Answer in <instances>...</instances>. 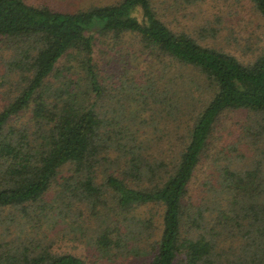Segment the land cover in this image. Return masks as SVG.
Listing matches in <instances>:
<instances>
[{"label":"trees","instance_id":"1","mask_svg":"<svg viewBox=\"0 0 264 264\" xmlns=\"http://www.w3.org/2000/svg\"><path fill=\"white\" fill-rule=\"evenodd\" d=\"M250 1L264 34V0ZM204 31L214 36L218 28ZM0 41L8 43L7 54L0 56L5 65L0 85H11L7 96L16 91L0 110V213H12L0 217V264H85L72 253H54L32 231L19 228L12 235V208L26 216L30 208L42 215L55 206L65 218L84 208L100 214L92 236L104 255L132 254L145 258L141 264H264V200L258 196L264 192V157L245 169L231 167V161L221 165L207 190L209 204L187 205L219 115L230 109L264 113V46L254 59L242 61L222 46L172 30L152 0H120L73 13L0 0ZM99 58L121 68L135 91L169 71L168 82L180 86L169 103L164 100L172 117L194 108L205 81L212 88L170 160V153L146 150L143 141L132 144L138 130L131 125L114 127L123 122L103 116ZM27 112L30 131L15 128L12 118ZM176 132L170 133L173 138ZM105 161L113 171L96 183L97 166ZM65 166L71 174L59 182ZM54 185L59 191L45 206ZM227 234L240 244L223 243Z\"/></svg>","mask_w":264,"mask_h":264},{"label":"rangeland","instance_id":"2","mask_svg":"<svg viewBox=\"0 0 264 264\" xmlns=\"http://www.w3.org/2000/svg\"><path fill=\"white\" fill-rule=\"evenodd\" d=\"M119 1L25 0L28 4L47 5L54 10L69 13ZM152 1L159 17L172 30L186 32L202 44L222 46L242 61L254 59L255 55L263 49L262 19L250 0H192V2L187 3L183 2L184 0ZM203 27L218 28V31L214 36H211L208 32H202ZM7 47L8 43L0 41V56H2L1 53L7 54L5 51H8ZM99 61L98 65L102 74L104 90L101 111L103 116L123 122L114 125V127H122L123 129L129 128V125H131L133 130H138V139L132 141V144L143 141V147L146 150L161 149L170 153L168 158L170 160L172 155L175 154L174 152L179 151L186 140L185 131H188L190 126L193 125L197 111H200L213 94L212 88L206 86L207 81L204 82V90L198 87V102H196L194 108L189 109L185 116L176 113L175 117H172L166 111L165 101L169 103L170 94L173 91L180 90V86L168 82L169 71H164L165 73L155 76V82L153 78L150 82H144V90L139 91L137 89L138 92L135 91L132 81L127 82L125 80L128 77L123 75L122 69L116 67L115 63L111 65L109 58L106 59L105 63L102 62L104 59L99 58ZM4 71L5 65L0 61V75ZM160 78L161 80H159ZM203 80L198 78V81H201L200 83ZM10 87L9 83L0 85V110L16 92L14 91L7 96L6 92ZM185 90H182V92L188 94ZM29 116L30 112L22 113L13 117L10 122L19 130L28 129L30 131ZM176 130L179 136L173 138V134L170 133L176 132ZM124 141L122 140L123 143ZM204 152L205 155L201 158L197 172L189 185V195L187 197V205H200L201 208L206 203L209 204L207 190L210 189L211 183H216L214 178L218 179L221 165H226L231 161V167L245 169L254 159L261 158L263 160L264 113L239 109H230L221 113L214 123L208 147ZM115 155L116 152L110 153L108 158L111 159ZM120 163L122 164V162ZM110 165V161L100 162L97 166L96 183H101L105 175L113 171ZM261 167L264 172V160L261 162ZM70 168L71 166L63 167L60 171L59 182H62V177H68L71 174ZM204 182L207 184H204ZM57 191H59L58 185H54L53 189L45 196V201L42 204L47 206L53 200ZM258 194L260 199L264 200V192L260 191ZM145 208L142 207L141 211L139 209L138 212L141 213ZM11 210L16 213L13 216V219H16V224L11 223L12 235L18 234L20 229L23 230V233L32 231L34 235L41 237L45 243L44 246L50 247L54 253H72L81 258L85 264H141L145 259L114 250L107 255L102 254L95 244V238L92 236L98 230L100 214L92 215L86 208L83 210L78 209L75 213L71 210L68 218L58 215L56 206L53 211L43 210L42 215H40L42 210L32 211L31 208L29 215L26 216L18 208H12ZM107 210L105 208L103 211ZM191 210V207L187 209L189 212ZM152 211L153 213L157 212L155 208H152ZM9 212L8 209L2 211L0 217L3 214L8 215ZM161 212L162 210L159 209L158 215ZM158 215L156 214L157 217H155L154 222L156 224L155 230H159L160 233L161 228L159 229L158 226H160L161 217ZM8 216H12V213ZM205 216L215 220L213 215L205 214ZM41 219H44L45 223H42ZM226 228L228 229L229 226ZM0 229H3V227L0 226ZM155 233L157 239L160 234ZM222 239L223 243L229 245L237 246L240 244L238 238L233 237V235L229 236L227 234V238ZM237 251L238 249L234 251L233 257H235Z\"/></svg>","mask_w":264,"mask_h":264}]
</instances>
